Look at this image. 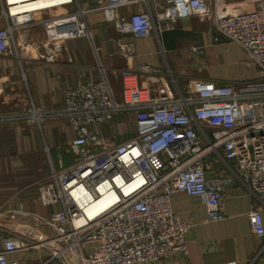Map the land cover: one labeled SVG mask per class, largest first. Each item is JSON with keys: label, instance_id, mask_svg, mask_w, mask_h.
I'll return each mask as SVG.
<instances>
[{"label": "built area", "instance_id": "obj_1", "mask_svg": "<svg viewBox=\"0 0 264 264\" xmlns=\"http://www.w3.org/2000/svg\"><path fill=\"white\" fill-rule=\"evenodd\" d=\"M131 1L103 0L97 8L118 31L134 38L157 36L185 16L211 21L219 36L246 51L256 74L234 81L191 79L181 90L169 69L132 65L133 41L120 42L117 50L128 61L119 71L120 88L102 70L100 78L78 79L64 89L58 113L73 131V162L52 169L37 183L39 201L57 205L48 216H35L52 232L31 242L0 232V264H8V254L27 249L45 250L43 264H152L179 250L188 253L187 234L194 221L172 210L175 192L198 195L207 220L224 217V191L235 182L253 196L264 193V0L235 13L212 8L210 0H164L157 21L148 8L120 16L118 8ZM72 3L61 0L22 10L16 0H0V56L19 53L25 30L37 22L40 11L53 13L44 20L50 28L41 43L47 59L60 53L69 37L91 39L81 19L87 9L60 10ZM190 50L201 51L196 45ZM120 112L133 114L134 132L108 143L92 127ZM40 113L13 111L0 120ZM210 155L224 175L207 176L205 159ZM103 197L105 205L95 206ZM17 212L22 209L11 217ZM248 219L251 229L264 235L261 210L251 209Z\"/></svg>", "mask_w": 264, "mask_h": 264}, {"label": "crops", "instance_id": "obj_2", "mask_svg": "<svg viewBox=\"0 0 264 264\" xmlns=\"http://www.w3.org/2000/svg\"><path fill=\"white\" fill-rule=\"evenodd\" d=\"M258 1L210 0V6L235 13L255 8ZM102 3L103 0H74L60 9H87L81 19L86 22L91 39L77 35L65 39L64 49L53 59H47L41 49L50 29L44 20L53 14L47 11L38 12L37 22L27 27L17 55L0 56V115L32 109L42 112L35 118L0 120L1 233L31 242L52 232L35 216H48L57 205L39 201L37 183L52 169L73 162L69 145L73 131L67 119L58 113L63 106L64 89L78 79H98L102 70L120 88L119 71L128 64L117 50L120 42L133 41V55L128 59L132 65L144 62L169 69L181 90L191 79L234 81L256 74L255 67L247 63L246 51L219 36L211 21L185 16L174 28L164 29L157 36L151 33L134 38L104 19L97 8ZM164 4V0H133L119 7L118 13L127 17L148 8L157 21ZM193 45L201 51L192 52ZM171 86L175 89L174 84ZM92 129L108 143L122 141L134 132L133 114L117 113ZM214 162L212 155L205 159L207 176L224 175L222 165ZM171 208L182 218L194 221L187 234L188 253L179 250L152 264H264V235L256 234L248 219V212L259 208L264 223V193L253 196L235 182L224 191L225 215L219 220L206 219V206L195 194L175 192ZM19 209L22 212L11 217L12 211ZM47 257L45 250L27 249L8 254L7 260L8 264H43ZM45 264L61 263L50 260Z\"/></svg>", "mask_w": 264, "mask_h": 264}, {"label": "bare ground", "instance_id": "obj_3", "mask_svg": "<svg viewBox=\"0 0 264 264\" xmlns=\"http://www.w3.org/2000/svg\"><path fill=\"white\" fill-rule=\"evenodd\" d=\"M22 10L34 9L41 6H48L59 3L61 0H16ZM104 197L96 201L95 206H104Z\"/></svg>", "mask_w": 264, "mask_h": 264}, {"label": "rangeland", "instance_id": "obj_4", "mask_svg": "<svg viewBox=\"0 0 264 264\" xmlns=\"http://www.w3.org/2000/svg\"><path fill=\"white\" fill-rule=\"evenodd\" d=\"M11 112H13V111H11Z\"/></svg>", "mask_w": 264, "mask_h": 264}]
</instances>
